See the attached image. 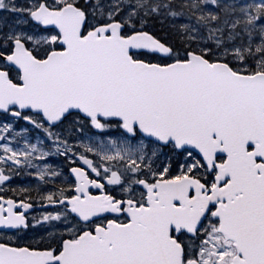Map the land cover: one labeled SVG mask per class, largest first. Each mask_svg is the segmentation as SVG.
<instances>
[{"label":"snow or ice","instance_id":"snow-or-ice-1","mask_svg":"<svg viewBox=\"0 0 264 264\" xmlns=\"http://www.w3.org/2000/svg\"><path fill=\"white\" fill-rule=\"evenodd\" d=\"M0 264H264V0H0Z\"/></svg>","mask_w":264,"mask_h":264}]
</instances>
